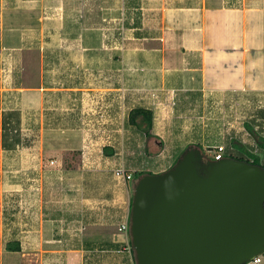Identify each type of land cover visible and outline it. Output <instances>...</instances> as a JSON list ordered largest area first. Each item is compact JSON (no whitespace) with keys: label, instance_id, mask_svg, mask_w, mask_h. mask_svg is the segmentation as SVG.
<instances>
[{"label":"rangeland","instance_id":"1","mask_svg":"<svg viewBox=\"0 0 264 264\" xmlns=\"http://www.w3.org/2000/svg\"><path fill=\"white\" fill-rule=\"evenodd\" d=\"M72 1L47 0L43 12H38L47 19L43 27L24 21L25 10L32 7L26 0H0V138L8 113L14 114L13 127L15 119L20 121L15 129L21 138L13 150L0 144L3 260L10 245H19V255L35 257L30 247L48 240L26 232L29 199H132L137 179L129 183L127 192L115 176L122 166L134 174H159L171 168L190 145H200L205 155L214 157L217 146L232 140L255 152L246 136L247 125L264 137V91L249 95L174 91L171 74L185 65L176 59L183 50L172 22L168 17L162 20V4L168 9L173 2L85 0L84 10H64L65 2ZM257 1L264 7V0ZM213 2V6H242V0ZM16 12L24 17L18 22ZM41 88L50 90L31 91ZM139 106L153 112L151 138L128 121L129 112ZM59 135L75 139L66 142ZM53 150L64 152L51 154ZM255 153L264 165V152ZM41 158L45 164L53 165L57 159L59 164L52 170L44 164L40 172ZM31 163L33 177L28 175ZM30 179L43 180V196L39 191L29 194L30 184L36 183ZM74 209L72 216L62 220L64 233L54 239L76 248V228L87 232L90 220L84 216L76 222V205ZM125 217L98 223L124 237L119 226ZM40 223L35 220L32 225L39 228ZM50 264H76V259L58 258Z\"/></svg>","mask_w":264,"mask_h":264},{"label":"crops","instance_id":"2","mask_svg":"<svg viewBox=\"0 0 264 264\" xmlns=\"http://www.w3.org/2000/svg\"><path fill=\"white\" fill-rule=\"evenodd\" d=\"M170 1L174 3V7L169 6L166 9L165 4H162V10L165 9L162 12V20L168 17L172 22V29L176 30L180 49L183 50L176 55V59L185 65L175 68L174 73L171 74V83L175 85L174 91L228 92L236 93L235 95L242 93L249 95L264 91V7L257 5V0H242V6L235 8L213 6L211 4V2L214 3L213 0ZM47 3V0H26V4L32 5L30 11L25 10V18L16 12L15 21L18 22L19 19L24 18V21L31 20L32 24L38 23L44 27L47 19L44 16H38V12L40 9L43 12ZM86 5L85 0H73L71 3L65 2L64 10L76 11L81 8L84 10ZM35 7L36 11H34ZM127 72L128 69H125V81L129 76ZM34 90L50 89H31V91ZM0 108L2 109L1 105ZM59 136L58 139L66 142L73 139V136ZM0 144H2V137ZM61 152L64 151L53 150L51 154ZM54 161L53 165H50V162L45 164L41 158L40 172L44 170V164L51 170L56 168L53 166H57L59 160ZM33 166L31 163L28 169L29 177L35 174ZM127 170L130 173L129 169ZM131 174L134 175L133 172ZM30 180H36V183L30 184L29 194L34 196V192L39 191L40 196H43V180ZM122 182L128 192L129 183L132 181ZM111 188L110 193L113 191ZM121 198L117 196L116 199L94 198L72 201L57 199L55 202L51 199H29L25 218L30 230L26 232L47 237L48 240L45 241L46 243L40 242L30 247L29 252H36L35 257L31 254L19 255L18 251L7 250L10 256L6 255V260H3L2 251H0V264H50L53 259L58 258L65 262L75 258L76 264H136L134 253L127 250L126 238L118 236L111 226H106V223H101L102 226L98 223L117 215L124 214L127 217L131 199ZM64 202L68 209L64 206ZM69 204H74V207L76 205V220H78L76 222L83 220L84 216L90 220V228L87 232H83L82 228H76L78 237L76 248L57 243L61 241L54 239L55 235L64 233L65 225L62 222L64 217L72 216L71 212L75 211ZM35 220L41 221L39 228L32 225ZM12 253L15 255L17 253V256ZM12 260L17 262L14 263ZM259 264H264V257Z\"/></svg>","mask_w":264,"mask_h":264},{"label":"water","instance_id":"3","mask_svg":"<svg viewBox=\"0 0 264 264\" xmlns=\"http://www.w3.org/2000/svg\"><path fill=\"white\" fill-rule=\"evenodd\" d=\"M129 221L136 264H248L264 256V168L190 145L135 181Z\"/></svg>","mask_w":264,"mask_h":264},{"label":"trees","instance_id":"4","mask_svg":"<svg viewBox=\"0 0 264 264\" xmlns=\"http://www.w3.org/2000/svg\"><path fill=\"white\" fill-rule=\"evenodd\" d=\"M13 117H14L13 113H8V115H5V117L3 118V122H2V147L5 150L16 149V147H18V145L21 142L20 134L17 133V129H15L17 127L19 128L20 121L15 119L16 126L13 127L12 126V121L14 120ZM139 118L141 119V123L138 122ZM153 120H154L153 112L146 108H135V109H132L129 113V123L131 125L138 127L139 129H142L145 132L146 136L150 138H151L150 132L153 128ZM141 125L143 126L144 129L142 128ZM246 128L251 133L253 139L255 140L258 150H262L264 152V137L261 136L260 133L255 131L254 129L255 126L252 127L250 125H247ZM198 146L202 149V151H204V148L202 146L200 145ZM226 146H227V152L225 155L226 158H234L236 160L246 161L254 165L262 166L264 168V165L261 163L260 155L255 153L252 150H249L247 146H245L243 143L241 144L237 140H232V141H229ZM105 153L107 155L112 154L110 153L109 149H105ZM206 157L208 159L215 160L214 157H208L207 155ZM176 162L177 161H175L174 164ZM145 174H153V173L152 172L135 173L134 179H138ZM131 203H132V199H131ZM7 248H8V251L17 252L20 250L19 245L16 247H13L10 245Z\"/></svg>","mask_w":264,"mask_h":264},{"label":"built area","instance_id":"5","mask_svg":"<svg viewBox=\"0 0 264 264\" xmlns=\"http://www.w3.org/2000/svg\"><path fill=\"white\" fill-rule=\"evenodd\" d=\"M246 136H248V138H250L249 140H252V143H250V145L252 148H256L255 152H257L258 147H257V144H256L255 140L253 139L251 133L247 131ZM226 152H227V146L226 145L217 146L215 148V151H214L215 160L219 161V160L226 158V156H225ZM54 162H52V164H54ZM115 176L117 177V179L122 180L124 182H129V181L134 180V175L129 173L125 167H121V168L117 169L115 171ZM129 218H130V213L127 215L125 220L120 224L119 232L126 238L125 242L127 244V250L129 252L133 253L131 241H130L131 238H130V221H129ZM262 257L263 256H259V257L255 258L253 262L255 264L261 263Z\"/></svg>","mask_w":264,"mask_h":264}]
</instances>
